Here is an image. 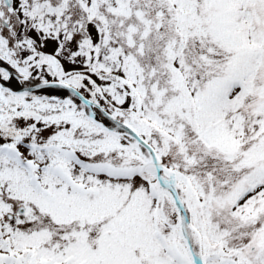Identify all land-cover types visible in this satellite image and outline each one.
Listing matches in <instances>:
<instances>
[{
  "label": "snow or ice",
  "instance_id": "6c2138e0",
  "mask_svg": "<svg viewBox=\"0 0 264 264\" xmlns=\"http://www.w3.org/2000/svg\"><path fill=\"white\" fill-rule=\"evenodd\" d=\"M0 264H264V0H0Z\"/></svg>",
  "mask_w": 264,
  "mask_h": 264
}]
</instances>
